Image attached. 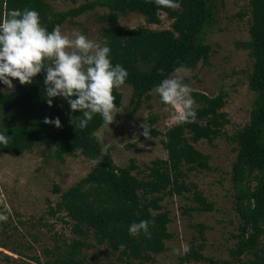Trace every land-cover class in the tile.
<instances>
[{"label":"trees","instance_id":"obj_1","mask_svg":"<svg viewBox=\"0 0 264 264\" xmlns=\"http://www.w3.org/2000/svg\"><path fill=\"white\" fill-rule=\"evenodd\" d=\"M180 9L158 7L149 0H95L67 11H57L48 0H0V19L11 9L25 8L39 13L43 27L49 32L56 25H77L75 20L100 8L108 10L97 21L105 25L101 42L111 49L110 59L122 65L128 72L123 86L132 87L134 111L142 101L151 99V92L162 80L170 78L179 69L196 70L200 63L210 65L212 48L206 43L207 36L218 22L220 0H177ZM250 40L238 43L248 51L252 60L249 88L257 94L250 122L238 130L232 141L236 143V160L232 166V182L236 190L235 210L240 220L237 240L230 250L239 264H264V0H249ZM138 13L150 25H160V13L173 21L172 28L151 30L146 27L125 30L118 27L121 14ZM242 16V15H241ZM161 69L163 72L161 73ZM46 73L41 72L30 85L18 83L11 91L0 93V133L11 137L9 147L0 145V158L18 157L35 147L54 149L53 157L65 162L67 157L78 153L96 162L91 172L73 187L64 192L62 200L52 209V215L66 213L77 238L63 241L56 246L57 259L44 264H96V257L89 251L106 247L119 261L157 263V256L167 251L166 241L173 239L169 232L170 213L162 205L166 197L184 196L192 191L186 178L195 170H210L209 157L201 153L196 144L202 140L212 143L225 136L229 124L223 111L227 94L217 96L192 91L196 101L194 123H179L160 133L153 128L154 136L162 135L167 150V159L154 160L142 170L135 161L127 167H118L108 150L95 134L106 124L99 114L93 117L84 129L75 127L82 112H72L62 97L53 98L49 106L44 85ZM117 109L123 95L113 93ZM75 98V97H73ZM59 117L62 127L45 124L44 118ZM152 126L157 118H150ZM59 192V187H56ZM197 204L192 210L211 212L212 203L199 192H194ZM188 212V211H187ZM141 220L153 221L149 225L151 239L143 232L138 236L129 234V226ZM202 244L193 245L191 251L181 258V264L207 262L219 264L203 255L205 233L209 229L199 224ZM52 250L44 249L45 257ZM249 256L247 262L241 259ZM26 257V256H25ZM36 263L42 261L32 258ZM222 264H234L224 261Z\"/></svg>","mask_w":264,"mask_h":264},{"label":"rangeland","instance_id":"obj_2","mask_svg":"<svg viewBox=\"0 0 264 264\" xmlns=\"http://www.w3.org/2000/svg\"><path fill=\"white\" fill-rule=\"evenodd\" d=\"M95 0H48L57 11H67L81 4ZM218 22L207 36L206 43L212 48L210 65L199 64L196 70L179 69L170 78L180 77L192 91H199L210 96L227 94V104L223 111L229 124L224 128L225 136L212 143L202 140L196 148L209 157L210 170H195L188 173L186 183L196 185L197 189L184 196L166 197L162 205L170 213L169 232L173 239L166 241L167 251L157 256L156 264H181L184 255H177L176 250L183 244L190 248L202 244L199 236V224L209 227L205 233L206 242L203 255L222 264L232 261L230 250L237 242L233 238L238 234L240 220L235 210L236 190L232 182V166L236 160V143L232 141L235 133L249 122L257 94L249 88V74L252 72V60L248 51L238 47V43L250 40L249 23L251 19L249 0H220ZM108 10L96 9L75 20L77 25L66 23L61 27L64 34L72 36L79 31L91 40L101 42V33L105 25L97 19ZM242 15V16H241ZM161 24L150 25L146 18L138 13L121 14L118 27L131 30L146 27L151 30L172 28L173 21L165 13H160ZM103 45V44H102ZM44 72V71H42ZM35 78V77H34ZM33 78V79H34ZM19 83L13 80L14 87ZM0 82V93L9 92ZM121 106L113 123L105 124L96 134L104 147L108 146L114 163L118 167H127L132 161L140 169L154 160L167 159L168 153L162 141V135L154 136L155 128L160 133L179 124L173 110L164 105L156 89L151 92L150 100H143L139 109L134 111L132 87L122 86ZM157 118L152 126L150 118ZM151 127V139L142 135L141 124ZM54 149L46 146L18 157L0 158V212L8 216L7 222H0V264H40L32 258H39L42 263L54 262L57 257L56 246L63 241H71L77 236L72 231L66 213L52 215V209L62 200L64 192L85 178L96 165L80 153L76 157H67L60 162L53 157ZM59 187L60 191H56ZM199 191L208 202L212 203L211 212L192 210L197 204L193 201L194 192ZM188 211V212H187ZM44 249L52 250L45 257ZM89 251L96 257V264H146L140 261H118L117 256L109 253L106 247ZM26 256V257H25ZM249 256H243L247 262ZM150 264V263H147ZM184 264H211L204 261Z\"/></svg>","mask_w":264,"mask_h":264},{"label":"clouds","instance_id":"obj_3","mask_svg":"<svg viewBox=\"0 0 264 264\" xmlns=\"http://www.w3.org/2000/svg\"><path fill=\"white\" fill-rule=\"evenodd\" d=\"M158 7L180 9L177 0H149ZM111 49L89 39L79 31L70 37L64 34L60 25L52 31L42 26L39 13L25 8L11 9L0 19V82L13 89V80L21 85H30L33 78L42 71L46 73L44 85L49 106L53 98L62 97L70 105L72 112L80 111L75 127L84 129L99 114L103 121L111 124L118 112L114 91L119 90L128 77L127 70L120 64L113 65ZM163 69H161V73ZM161 102L173 110L174 118L180 123H194L196 101L192 89L182 78H166L156 88ZM75 97V98H73ZM45 124L61 128L59 117H47ZM142 135L151 139L149 124H141ZM11 137L0 133V145L8 148ZM108 146L102 148L107 155ZM8 216L0 212V222H7ZM153 221L141 220L129 226V234L138 236L141 232L151 239L149 225ZM191 251L188 244L176 250L177 255H187Z\"/></svg>","mask_w":264,"mask_h":264}]
</instances>
